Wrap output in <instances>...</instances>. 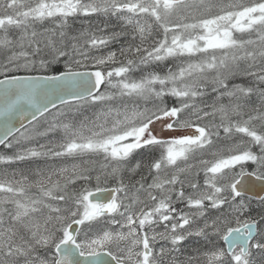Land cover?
I'll use <instances>...</instances> for the list:
<instances>
[{"label":"snow or ice","instance_id":"1","mask_svg":"<svg viewBox=\"0 0 264 264\" xmlns=\"http://www.w3.org/2000/svg\"><path fill=\"white\" fill-rule=\"evenodd\" d=\"M0 146V264H264V0H0Z\"/></svg>","mask_w":264,"mask_h":264},{"label":"rangeland","instance_id":"2","mask_svg":"<svg viewBox=\"0 0 264 264\" xmlns=\"http://www.w3.org/2000/svg\"><path fill=\"white\" fill-rule=\"evenodd\" d=\"M79 23V22H77ZM111 47L115 48L117 47V45H111ZM168 63H171V61H169ZM65 112H70V110L68 108L63 109ZM84 115H90L91 114V110L85 111L83 113ZM68 119H72L75 118L76 120L82 119V116L79 115H75L74 113H70L69 116L67 117ZM41 143L44 142V140L40 141ZM253 166L251 164H249V168H252Z\"/></svg>","mask_w":264,"mask_h":264},{"label":"flooded vegetation","instance_id":"3","mask_svg":"<svg viewBox=\"0 0 264 264\" xmlns=\"http://www.w3.org/2000/svg\"><path fill=\"white\" fill-rule=\"evenodd\" d=\"M0 151H3V147L2 146H0ZM249 169H251V168H249Z\"/></svg>","mask_w":264,"mask_h":264},{"label":"water","instance_id":"4","mask_svg":"<svg viewBox=\"0 0 264 264\" xmlns=\"http://www.w3.org/2000/svg\"><path fill=\"white\" fill-rule=\"evenodd\" d=\"M254 179V178H253ZM259 185H258V183H257V187H258Z\"/></svg>","mask_w":264,"mask_h":264}]
</instances>
